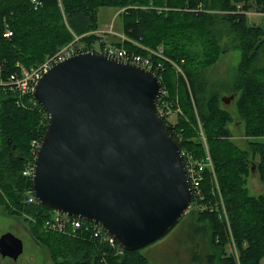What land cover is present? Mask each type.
Masks as SVG:
<instances>
[{
	"label": "trees",
	"instance_id": "16d2710c",
	"mask_svg": "<svg viewBox=\"0 0 264 264\" xmlns=\"http://www.w3.org/2000/svg\"><path fill=\"white\" fill-rule=\"evenodd\" d=\"M39 1L40 4L34 7L31 0H0V204L6 208L14 207V211H27V216L33 218L37 227L36 239L48 240L50 235L64 238L67 246L65 259L74 264H151L146 255L140 254L141 249H124L119 255L118 244L114 247L104 241L100 243L98 239L89 237L88 233L83 235L84 238H73L44 229L43 221L52 214V210L27 200L32 183L31 177L24 175L23 170L33 161L31 141L42 138L46 120L42 118L40 105L32 107L28 98L19 97L16 90L1 82H5L13 72H19L21 66H36L72 41L95 50L97 40V51L104 44L111 43L139 54L146 53L141 45L150 48L161 45L164 55L178 63L183 71L182 74L176 72L170 63L162 60L164 70L161 84L166 91L163 99L173 110L179 108L181 111L177 123L170 125L167 122L166 125L177 140L175 128L184 135L193 126L190 123L193 118L192 103L185 101L184 90H187V86L179 78L188 73L189 86L194 95L202 93L203 88L198 74L187 68L186 56L177 53L175 48L170 50L168 41L178 40L181 30L204 33L203 26H199L198 22H205V16L211 11H223L228 13L226 16L232 28L240 36L237 44L241 52L237 65L238 77L230 85L235 89L233 94L236 96L238 93L236 106L245 122L246 136H264V29L255 23H248L246 17L249 7L254 4L255 9L264 12V0ZM240 2L243 3L241 9L236 10V4ZM104 5L118 8L124 39L105 42L97 34V10ZM7 29L12 32L10 36L4 35ZM178 95L182 97L180 101ZM19 98L20 104L17 102ZM159 102H162L161 98L157 100V105ZM196 102L214 174L231 213L233 235L240 249V264H261L260 259L264 258V195L254 197L247 194L245 181L251 166L245 152L235 151L229 140V111L217 106L212 98L205 105L196 96ZM162 119L166 122L163 116ZM192 142L197 145V150L184 149L177 143L182 151L202 158L206 153L203 143L201 146L200 142ZM253 147L258 159L257 164L253 165L260 179L264 180V142H256ZM210 175V171L206 170L202 182L204 195ZM216 214V208L201 210L191 207L178 223H186L195 234L199 223H202L200 227L203 230L206 226L202 221L209 220L213 236L218 234L222 238L225 234ZM242 239L248 241L246 249L242 246ZM103 244L109 250L104 248L103 252ZM118 256L121 257L120 262L117 261ZM206 258V262H211L212 255L208 253ZM54 260L60 264L57 259ZM66 260L64 264H68ZM225 264H236L234 257H227Z\"/></svg>",
	"mask_w": 264,
	"mask_h": 264
},
{
	"label": "water",
	"instance_id": "95a60500",
	"mask_svg": "<svg viewBox=\"0 0 264 264\" xmlns=\"http://www.w3.org/2000/svg\"><path fill=\"white\" fill-rule=\"evenodd\" d=\"M161 86L150 70L93 50L44 72L32 91L48 113L31 175L37 202L101 225L128 251L170 231L193 194L156 108ZM22 250L20 238L0 235L1 256L16 260Z\"/></svg>",
	"mask_w": 264,
	"mask_h": 264
},
{
	"label": "rangeland",
	"instance_id": "374dc122",
	"mask_svg": "<svg viewBox=\"0 0 264 264\" xmlns=\"http://www.w3.org/2000/svg\"><path fill=\"white\" fill-rule=\"evenodd\" d=\"M243 3H237L236 10L241 9ZM255 4L249 7L248 23H254L259 20V26H263L258 13H263L255 9ZM247 11V12H248ZM118 8L112 5L100 6L97 10V25L101 29L121 30V16L118 14ZM230 13H232L230 11ZM228 13L223 11H211L205 16V22H198L199 26H203L204 33H196L195 31L181 30L178 40L168 41V48H175L177 53L184 54L187 58V68L194 70L201 78L203 92L198 95L193 94L192 87L189 86V75L184 73L179 79H183L186 83L184 95L185 101L192 103L193 118L191 122L193 126L188 133L182 135L179 129L177 132V142L184 149L191 148V151L197 150L192 140L202 143L206 142L204 131L201 127L199 111L196 102V96L200 99L201 104L207 105L209 99H215L217 106L227 109L231 115L230 122L227 123L229 130V140L234 145V150L245 152L248 163L252 167L253 163L258 162L254 155V143L264 142V136H246L245 122L238 112L236 101L238 93L233 94L235 89L230 87L238 77L237 65L241 59V52L238 50L239 33L235 31L228 18ZM264 16V15H261ZM247 17V16H246ZM258 25V24H257ZM263 28V27H262ZM102 39L107 38L109 33H97ZM108 35V36H107ZM97 40L95 42V51H97ZM19 63V62H18ZM16 63V65L18 64ZM235 96L229 102L221 100L222 96ZM181 95H178L179 101ZM21 100L18 101L20 104ZM181 106V102H180ZM181 109H184L181 106ZM185 114V113H184ZM165 124L172 125L171 122L178 120V111L173 115L163 116ZM188 119V117H187ZM189 124V120H187ZM200 146V147H201ZM186 147V148H185ZM0 148L2 142L0 138ZM181 150V149H180ZM199 150H202L199 149ZM182 151V150H181ZM188 154L189 151H186ZM250 167V170H251ZM216 179V180H215ZM205 187L204 203L214 204L216 215L222 224L225 237H219L218 234L213 236V228L209 220H204L203 225L206 227L201 230L202 223H199V229L193 233L192 229L186 223H177L173 228L156 241L141 248L140 254L148 257L151 264H225L227 257H234L236 264H240V249L233 235V223L231 213L223 199L219 182L217 178L210 175L207 179ZM245 188L249 196L259 197L264 195V180L259 177L258 171L255 169L249 171L246 176ZM188 212V211H187ZM205 212H208L205 210ZM203 212V213H205ZM24 209L14 211V207H4L0 204V235L5 232H11L22 240L23 250L16 260L0 255V264H60L65 263V255L67 246L65 239L59 236H48V240H38L34 237L37 228L35 221ZM27 216V217H25ZM248 241L242 239L244 249L248 247ZM117 243H114L116 247ZM109 250V247L102 245ZM123 250H118V254L122 255ZM212 255L211 262H206V255ZM117 261H121L118 256ZM67 261V260H66ZM68 264H74L70 260ZM260 263L264 264V258L260 259Z\"/></svg>",
	"mask_w": 264,
	"mask_h": 264
},
{
	"label": "built area",
	"instance_id": "2783aa9c",
	"mask_svg": "<svg viewBox=\"0 0 264 264\" xmlns=\"http://www.w3.org/2000/svg\"><path fill=\"white\" fill-rule=\"evenodd\" d=\"M31 2L35 5L34 7L40 4L39 0H31ZM11 34L12 32L9 29H7L4 32V35L6 36H10ZM77 39L78 37L75 36V40ZM141 47L146 53L139 54L131 50H128L123 46L106 43L103 45L101 50H99V52L106 56L113 57L125 62L134 63L136 65L144 67L150 70L151 72H153L160 81H161L162 72L164 70V65L162 60H166L168 63H170L175 68L176 72L180 74L183 73L178 63H176L173 60H170L164 55L163 46L158 45L155 48H150L141 45ZM88 50H93V49L77 41H72L64 45L53 55L47 56L42 62H40L36 66H31V67L21 66L19 72H13L12 74L9 75L8 79L5 82H1V83L8 85L14 90H16L19 97L22 98L23 96H25L26 98H28L29 103L32 107L40 105L32 95L34 85L36 81L39 79V77L44 72H46L53 64L60 62L76 53H80ZM165 95H166V91L163 88V86H161V91L157 98V100L161 98L162 101L161 103L159 102V105H157V110L159 114L161 116H168L170 114L173 115V112L175 111L181 113L179 108L173 110L168 105V103L165 102V100L163 99ZM21 98H19L18 101H20ZM40 111L43 120H46V126H47L48 113L42 106ZM40 140L31 141L32 153L34 155L36 153ZM204 147L206 149V153L202 158H196L192 153L188 154L186 151H181V152L184 158L187 178L193 194V198L191 202L192 206L194 208H198V209L200 208L201 210L203 209L214 210L215 209L214 204L211 205L204 203L205 195L203 192L202 182L204 180L205 171L209 170L211 175H213L214 178H216L214 174L212 160L207 151L206 144H204ZM32 169H33V161L32 163H30L28 166L25 167V169L23 170V174L31 177ZM27 200L30 202H37L32 189L29 191V196ZM43 227L48 231L62 233L73 238L75 237L84 238L83 235L88 233L89 237L92 238L94 237L98 239L100 243L104 241V243L107 242V244L111 246L114 245V243H117L116 240L101 225L90 220L61 214L53 210H52V214L49 217L45 218V220L43 221ZM119 249L123 250L120 246Z\"/></svg>",
	"mask_w": 264,
	"mask_h": 264
},
{
	"label": "crops",
	"instance_id": "0c3cea01",
	"mask_svg": "<svg viewBox=\"0 0 264 264\" xmlns=\"http://www.w3.org/2000/svg\"><path fill=\"white\" fill-rule=\"evenodd\" d=\"M249 14H250V12L248 11V12H246V16H247V19H248V17H249ZM260 16V20H261V23L263 24V29H264V16H261V15H264L263 13H258ZM254 23L257 25H259V20H257V19H255L254 20ZM261 27V26H260ZM96 32L97 33H109L107 36V38H105V39H102L103 41H105V42H117L118 40L120 41V40H122V39H124V33H123V24H122V22H121V30H114V28H111L110 27V29L109 30H107V29H100L99 27H98V29L96 30Z\"/></svg>",
	"mask_w": 264,
	"mask_h": 264
},
{
	"label": "bare ground",
	"instance_id": "6f19581e",
	"mask_svg": "<svg viewBox=\"0 0 264 264\" xmlns=\"http://www.w3.org/2000/svg\"><path fill=\"white\" fill-rule=\"evenodd\" d=\"M162 237V236H161Z\"/></svg>",
	"mask_w": 264,
	"mask_h": 264
}]
</instances>
